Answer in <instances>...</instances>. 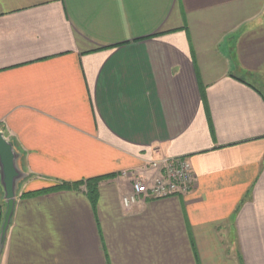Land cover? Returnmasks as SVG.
I'll list each match as a JSON object with an SVG mask.
<instances>
[{"label":"crops","instance_id":"0c3cea01","mask_svg":"<svg viewBox=\"0 0 264 264\" xmlns=\"http://www.w3.org/2000/svg\"><path fill=\"white\" fill-rule=\"evenodd\" d=\"M0 127V264H264V0H0ZM162 156L194 190L125 208Z\"/></svg>","mask_w":264,"mask_h":264},{"label":"built area","instance_id":"2783aa9c","mask_svg":"<svg viewBox=\"0 0 264 264\" xmlns=\"http://www.w3.org/2000/svg\"><path fill=\"white\" fill-rule=\"evenodd\" d=\"M153 175L138 176L136 172H124L132 179L131 191L123 196V205L129 209L148 199H165L191 193L196 186V175L187 157L162 156L147 162Z\"/></svg>","mask_w":264,"mask_h":264},{"label":"water","instance_id":"95a60500","mask_svg":"<svg viewBox=\"0 0 264 264\" xmlns=\"http://www.w3.org/2000/svg\"><path fill=\"white\" fill-rule=\"evenodd\" d=\"M21 160L22 154L0 127V188L3 193L2 200L6 205L0 229V260L15 212L19 187L26 178V174L22 170Z\"/></svg>","mask_w":264,"mask_h":264},{"label":"trees","instance_id":"16d2710c","mask_svg":"<svg viewBox=\"0 0 264 264\" xmlns=\"http://www.w3.org/2000/svg\"><path fill=\"white\" fill-rule=\"evenodd\" d=\"M103 180V178H98L95 180H89L86 184V189H87V194L93 204H96L97 198H98V186L99 183ZM80 184H75V185H69V184H61L58 188L56 189H61V190H79V185Z\"/></svg>","mask_w":264,"mask_h":264},{"label":"rangeland","instance_id":"374dc122","mask_svg":"<svg viewBox=\"0 0 264 264\" xmlns=\"http://www.w3.org/2000/svg\"><path fill=\"white\" fill-rule=\"evenodd\" d=\"M21 166H22V160H21ZM22 170H23V169H22ZM24 173H25V172H24ZM79 184H80V183H79ZM83 186H84V184L79 185V187H78L79 190H81V188H82ZM79 190H77V191H79ZM1 196H2V198H1V202H2L3 208L6 209V205L4 204V202H3V200H2V199H3V193H2ZM18 196H19V191H18ZM17 201H18V199H17Z\"/></svg>","mask_w":264,"mask_h":264}]
</instances>
